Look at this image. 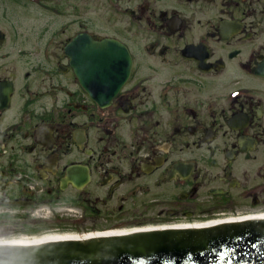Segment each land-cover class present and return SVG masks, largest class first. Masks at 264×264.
<instances>
[{"label": "flooded vegetation", "instance_id": "1", "mask_svg": "<svg viewBox=\"0 0 264 264\" xmlns=\"http://www.w3.org/2000/svg\"><path fill=\"white\" fill-rule=\"evenodd\" d=\"M263 214L264 0H0V238Z\"/></svg>", "mask_w": 264, "mask_h": 264}, {"label": "water", "instance_id": "2", "mask_svg": "<svg viewBox=\"0 0 264 264\" xmlns=\"http://www.w3.org/2000/svg\"><path fill=\"white\" fill-rule=\"evenodd\" d=\"M104 90L110 101L127 81L131 58L119 43H102ZM94 76H97L95 74ZM0 264H264V218L212 226L121 235L0 244Z\"/></svg>", "mask_w": 264, "mask_h": 264}, {"label": "bare ground", "instance_id": "3", "mask_svg": "<svg viewBox=\"0 0 264 264\" xmlns=\"http://www.w3.org/2000/svg\"><path fill=\"white\" fill-rule=\"evenodd\" d=\"M257 218V217H253ZM258 218H264V216L258 217ZM238 220H243V219H230V220H223V221H215V222H210L202 225H195V226H179L180 228L184 227H202V226H212L216 224H220L223 222H229V221H238ZM178 228V227H177ZM153 229V228H151ZM129 232H115V233H105V234H86V235H78V234H72V233H54V234H46L41 237H35L31 239H19L15 241H9V243H15V244H32V243H39L42 241H48V240H56V239H64V238H78V237H94V236H105V235H113V234H127ZM131 233V232H130Z\"/></svg>", "mask_w": 264, "mask_h": 264}, {"label": "rangeland", "instance_id": "4", "mask_svg": "<svg viewBox=\"0 0 264 264\" xmlns=\"http://www.w3.org/2000/svg\"><path fill=\"white\" fill-rule=\"evenodd\" d=\"M47 233H41V234H37V235H33L34 237H41L43 235H46ZM51 234V233H48ZM53 234V233H52ZM22 235H11L5 238H0V240H14V239H18L19 237H21Z\"/></svg>", "mask_w": 264, "mask_h": 264}]
</instances>
